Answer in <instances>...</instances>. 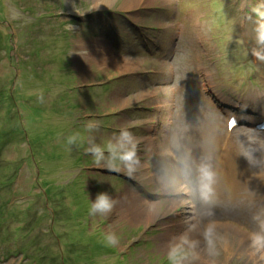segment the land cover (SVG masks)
<instances>
[{
	"label": "rangeland",
	"instance_id": "374dc122",
	"mask_svg": "<svg viewBox=\"0 0 264 264\" xmlns=\"http://www.w3.org/2000/svg\"><path fill=\"white\" fill-rule=\"evenodd\" d=\"M127 2L0 0V264H169L181 234L191 247L179 264H264V130L224 127L239 92V114L264 117V0ZM197 67L217 98L203 94ZM121 129L135 145L131 170L106 163ZM205 164L208 200L198 192ZM100 191L147 211L135 221L113 203L90 212ZM222 226L246 229L248 242Z\"/></svg>",
	"mask_w": 264,
	"mask_h": 264
},
{
	"label": "clouds",
	"instance_id": "9594fccd",
	"mask_svg": "<svg viewBox=\"0 0 264 264\" xmlns=\"http://www.w3.org/2000/svg\"><path fill=\"white\" fill-rule=\"evenodd\" d=\"M259 39L264 42V23L259 24L257 28ZM72 141L70 140L69 143ZM110 153V160L106 161L107 164H111L113 161H118L125 169L131 170L136 164L135 158V145L131 137V134L126 129H121L119 136L116 138L115 143H110L107 146ZM97 159V162L103 158L102 149L93 146L88 149ZM214 181V173L210 165H202L199 169L198 177V192L199 196L203 200H208L212 194V184ZM90 212L93 213H105L112 207V200L109 198L105 191L97 192L95 198L90 200ZM211 232V225L204 228L201 233L205 239L208 238ZM191 247V241L186 235H178L169 244L168 258L169 264H179L178 257L184 255L187 248Z\"/></svg>",
	"mask_w": 264,
	"mask_h": 264
},
{
	"label": "bare ground",
	"instance_id": "6f19581e",
	"mask_svg": "<svg viewBox=\"0 0 264 264\" xmlns=\"http://www.w3.org/2000/svg\"><path fill=\"white\" fill-rule=\"evenodd\" d=\"M107 1V0H106ZM138 0H128V2L126 3V5H128L129 8H134V5L137 3ZM173 125V124H172ZM240 147L238 148H234V151H237ZM167 150V149H166ZM164 151L163 154L164 156L167 158V160L170 162H173L170 157L168 156V153L167 151ZM230 148H227L226 150H224L216 159H217V163H216V166L219 167L220 164H222L223 161H225V159L228 157V156H231V152H230ZM258 156H260L263 160H264V152H260V154H258ZM257 159V158H256ZM219 160V161H218ZM258 163V162H257ZM260 164V163H259ZM261 165V164H260ZM220 173V171H219ZM178 177V176H177ZM179 178L183 181L182 177H181V174L179 176ZM215 187V185L213 186ZM191 194V192L189 193ZM113 204H115L117 207L116 208H119L121 209L120 212H119V216L124 218L125 221H135L136 219L140 218L141 216H143L145 214V212L147 211L145 208V206L143 204L139 205V206H136L135 209H130V208H126L125 209H122V206L120 204V202L118 203L117 201H113L112 202ZM193 226V224H191ZM216 227H211V229H214ZM222 229L225 230V231H229L231 232L232 234H234L235 236H237V240L240 244H244L246 242H248V238L244 235H246L244 232L242 231H237L229 226H222ZM247 253V252H245Z\"/></svg>",
	"mask_w": 264,
	"mask_h": 264
},
{
	"label": "crops",
	"instance_id": "0c3cea01",
	"mask_svg": "<svg viewBox=\"0 0 264 264\" xmlns=\"http://www.w3.org/2000/svg\"><path fill=\"white\" fill-rule=\"evenodd\" d=\"M121 62V61H120ZM124 63V62H123ZM123 63H120V64H123ZM125 64V63H124ZM126 67H128L129 69H132V68H130L129 67V64L128 63H126V65H125ZM119 67V66H118ZM127 68H125L124 70H126ZM121 70V69H120ZM123 69H122V71H124ZM120 73H121V71H120ZM123 74H125V73H123Z\"/></svg>",
	"mask_w": 264,
	"mask_h": 264
},
{
	"label": "trees",
	"instance_id": "16d2710c",
	"mask_svg": "<svg viewBox=\"0 0 264 264\" xmlns=\"http://www.w3.org/2000/svg\"><path fill=\"white\" fill-rule=\"evenodd\" d=\"M116 38H117V36L114 37V39H116ZM115 42H116V41H115ZM115 42H113L114 45H115ZM119 47H121V46H119Z\"/></svg>",
	"mask_w": 264,
	"mask_h": 264
},
{
	"label": "flooded vegetation",
	"instance_id": "af4514ba",
	"mask_svg": "<svg viewBox=\"0 0 264 264\" xmlns=\"http://www.w3.org/2000/svg\"><path fill=\"white\" fill-rule=\"evenodd\" d=\"M127 28H129V27H127Z\"/></svg>",
	"mask_w": 264,
	"mask_h": 264
}]
</instances>
